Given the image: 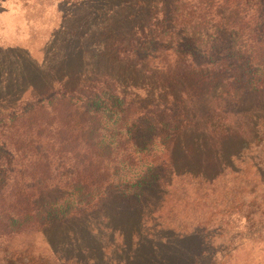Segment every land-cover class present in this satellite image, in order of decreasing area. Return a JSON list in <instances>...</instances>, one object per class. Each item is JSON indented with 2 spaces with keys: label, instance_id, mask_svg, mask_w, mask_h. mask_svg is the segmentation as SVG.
Masks as SVG:
<instances>
[{
  "label": "trees",
  "instance_id": "trees-1",
  "mask_svg": "<svg viewBox=\"0 0 264 264\" xmlns=\"http://www.w3.org/2000/svg\"><path fill=\"white\" fill-rule=\"evenodd\" d=\"M80 4L92 9L78 42L93 64L0 109V264H81L14 239L108 206L148 219L156 191L239 175L255 142L249 162L263 170L264 0Z\"/></svg>",
  "mask_w": 264,
  "mask_h": 264
},
{
  "label": "rangeland",
  "instance_id": "rangeland-1",
  "mask_svg": "<svg viewBox=\"0 0 264 264\" xmlns=\"http://www.w3.org/2000/svg\"><path fill=\"white\" fill-rule=\"evenodd\" d=\"M79 1L0 0V109L51 86L61 70L93 64L78 42L90 37L92 9ZM254 144L234 163L239 175L224 171L220 161L216 170L224 173L209 186L184 177L156 191L148 219L140 217L149 210L143 207L108 206L14 243L81 264H264V166L255 172L249 162L258 153ZM259 152L264 157V148ZM147 234L168 241L151 244Z\"/></svg>",
  "mask_w": 264,
  "mask_h": 264
}]
</instances>
